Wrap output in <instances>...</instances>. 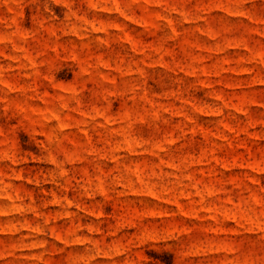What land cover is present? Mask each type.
Instances as JSON below:
<instances>
[{
  "label": "rangeland",
  "instance_id": "rangeland-1",
  "mask_svg": "<svg viewBox=\"0 0 264 264\" xmlns=\"http://www.w3.org/2000/svg\"><path fill=\"white\" fill-rule=\"evenodd\" d=\"M0 264H264V0H0Z\"/></svg>",
  "mask_w": 264,
  "mask_h": 264
}]
</instances>
